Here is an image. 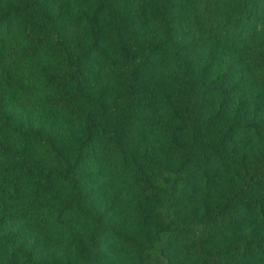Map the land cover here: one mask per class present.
<instances>
[{"label": "trees", "instance_id": "16d2710c", "mask_svg": "<svg viewBox=\"0 0 264 264\" xmlns=\"http://www.w3.org/2000/svg\"><path fill=\"white\" fill-rule=\"evenodd\" d=\"M0 264H264V0H0Z\"/></svg>", "mask_w": 264, "mask_h": 264}]
</instances>
